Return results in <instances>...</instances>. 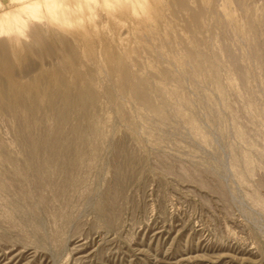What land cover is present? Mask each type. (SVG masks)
Listing matches in <instances>:
<instances>
[{"label":"rangeland","instance_id":"obj_1","mask_svg":"<svg viewBox=\"0 0 264 264\" xmlns=\"http://www.w3.org/2000/svg\"><path fill=\"white\" fill-rule=\"evenodd\" d=\"M31 3L0 6V264H264V0ZM62 115L70 180L22 139Z\"/></svg>","mask_w":264,"mask_h":264},{"label":"bare ground","instance_id":"obj_2","mask_svg":"<svg viewBox=\"0 0 264 264\" xmlns=\"http://www.w3.org/2000/svg\"><path fill=\"white\" fill-rule=\"evenodd\" d=\"M8 1H10V0H0V6H6ZM13 1L20 2V5L17 8L18 11L32 10V8H31L32 7V3H31L32 0H13ZM2 16L3 17L0 19V30L4 29L3 34H7V30L11 28L13 23L17 24L18 22H24V20L20 17L19 13H14V12H10L7 10H3ZM8 34H11V33H8ZM2 43H5V42H2ZM52 116H54V115H52ZM62 120H63L62 122L57 121L59 124L56 125L58 131H57V134L55 136H52V137L38 136V134H36V135H32V136H27V138L24 137L25 139L24 138H22V139L24 140V143L26 144L27 151H28V154H27V161H28L27 168L28 169L32 170L33 168H35L42 173H47L48 171H52V170H58L59 172H61L65 175V178H66L65 180H70V173L73 172V171H71V169L74 166H77L76 165L77 160L82 158V155L85 152V151H83V150H85L83 145L85 144V141L87 139L85 137H83L84 129L80 125V126H76V128H75V133H76L75 134V136H76L75 141H72V143L69 145L68 144L62 145V138H63L62 126L65 123H69L71 121V115H69L68 117H67V115H62ZM51 130H53V129H51ZM64 132L65 131H63V133ZM68 135L66 137H68ZM64 137H65V135H64ZM116 149L118 150V158L121 157L122 161L119 160L115 164V168H113V169H115L116 174H122V168L125 166H132L133 160H135V159H134V155L131 153L126 155V153L124 152L125 148L123 149L121 146H119V147H116ZM116 158H117V156H116ZM9 159L7 158L6 162L9 161ZM24 163H25V161H24ZM39 171L37 172L36 178L34 180L35 183L38 184L37 185L38 187L41 186L43 184V182L46 180V179H43L41 177L42 173H39ZM52 173H53V171H52ZM19 174H21V176H22L23 173H19ZM0 185H1V183H0ZM47 186H48V184H47ZM36 188H35V190H36ZM116 189H117V187L115 185L110 186L108 188V190L102 196V200L99 203L100 210H104L105 213H107L108 202L111 204V202L113 200H115V198L117 196L116 195V191H117ZM41 199H42V195H41ZM40 203H42V202H40ZM30 209H32V208H30Z\"/></svg>","mask_w":264,"mask_h":264}]
</instances>
